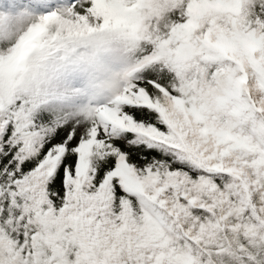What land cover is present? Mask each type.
<instances>
[{
	"label": "snow or ice",
	"instance_id": "obj_1",
	"mask_svg": "<svg viewBox=\"0 0 264 264\" xmlns=\"http://www.w3.org/2000/svg\"><path fill=\"white\" fill-rule=\"evenodd\" d=\"M0 264H264V0H0Z\"/></svg>",
	"mask_w": 264,
	"mask_h": 264
}]
</instances>
